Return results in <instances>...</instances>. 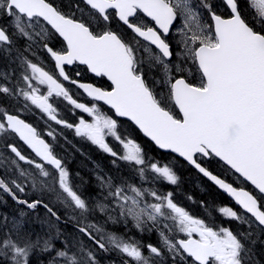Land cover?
I'll return each instance as SVG.
<instances>
[{"label": "snow or ice", "instance_id": "obj_1", "mask_svg": "<svg viewBox=\"0 0 264 264\" xmlns=\"http://www.w3.org/2000/svg\"><path fill=\"white\" fill-rule=\"evenodd\" d=\"M221 2L228 12L226 18L207 0H200L214 22L208 24L192 0H78L70 14L50 0H0V18H7L0 26V53L18 64L21 72L19 77L15 69L11 75L4 74L15 83L0 84V95L17 103L22 97L24 109L31 110L34 105L49 120L74 129L77 137L134 165L141 181L139 186L128 181L116 183L113 177L98 173L99 194L93 202L86 201L71 185L69 172L52 143L21 116L3 110L0 142L14 157L7 158L5 168L11 178H0V201L6 203V195L33 211L41 205L59 221L43 200L30 202L18 195L28 186L23 181L34 191L54 193L76 214L78 232L98 250L122 254L127 258L123 264H259L249 243L256 242L253 225L264 234V0H245L248 15L240 0ZM181 20L183 27L174 29V22ZM113 21L133 34L132 40L115 30ZM173 31L178 37L175 48L169 42ZM57 34L64 45L60 51L48 43L49 37ZM37 37L55 61L58 77L25 55ZM18 41L26 42L23 51ZM153 46L158 51H153ZM74 63L86 66L96 77H106L110 90L71 79L65 65ZM145 64L160 73L157 83L163 86L161 92L148 85ZM59 77L83 89L92 101H102L115 117L127 118L159 149L183 158L219 186L250 215L238 214L231 207H222L220 212L246 224L249 230L214 228L178 206L171 192L162 195L151 185L143 187L150 180L177 185L179 177L171 167L147 160L138 143L118 134L117 119L102 112L96 103L88 106L73 99ZM41 85L47 86L46 93ZM53 96L63 97L91 122L81 117L74 125L59 119L55 101L49 102ZM46 135L56 139L51 131ZM106 136L120 142L123 154L106 143ZM15 137L34 157L22 154L17 142L9 139ZM212 160L222 162L224 171L244 187L213 174L205 167ZM21 161L36 171L23 168ZM4 164L0 160V165ZM149 172L154 175L149 177ZM97 212L105 223L127 228L131 222L141 234L157 233L159 244L144 245L134 237L107 231L103 224L81 226L80 221ZM27 214L20 211L21 218ZM37 251L48 254V264H99L95 252L83 241L73 245L62 240L54 224L41 236L23 231L15 220L12 228L0 234V264H32L30 258Z\"/></svg>", "mask_w": 264, "mask_h": 264}, {"label": "trees", "instance_id": "obj_2", "mask_svg": "<svg viewBox=\"0 0 264 264\" xmlns=\"http://www.w3.org/2000/svg\"><path fill=\"white\" fill-rule=\"evenodd\" d=\"M67 1L68 0H63L61 3H58V5H60L59 8L62 11L70 14L75 11V8L73 7H75L76 2L69 4ZM207 2L212 5L214 11H217L221 16L228 15L227 11L223 6H221L220 3H212L211 0H207ZM240 6L245 11V14L248 15L249 10L245 6V0H240ZM77 15H79L78 12ZM202 20L206 23L209 22V19L205 13H202ZM5 22L6 18H0L1 26L4 25ZM112 27L115 30L120 31L124 35L125 39L132 40L131 35L123 28L118 26L115 21L112 22ZM17 46L20 47L21 51H23V45L20 41L17 42ZM38 54L39 53L37 52L36 55ZM40 55H42L41 49ZM13 69L16 70V63H12L9 58L3 55V53H0V72L8 73L10 75ZM84 76H86V78L89 80L87 75L84 74ZM145 78L148 85L153 88L154 91L161 92L163 86L158 87V85L161 84L157 83V81L160 79V73L157 71H150L147 64H145ZM95 83L101 88L108 86L103 81H96ZM164 91H166V88ZM8 100L12 101L14 99L0 95V111H9L7 108L9 107L8 104H10L7 102ZM14 103L16 102H13L12 104ZM22 104L20 105L19 103L17 105H13L11 108H16L13 109L14 111L23 110ZM65 115L68 116V118L74 117V115H71V110L67 107L65 110ZM59 132L63 134V137L66 136L70 141V145L68 146L64 145L60 140L57 144L60 146L61 143V147L64 148L68 153L65 167L69 172L70 183L74 190L77 191V193L80 194L86 201L90 203L93 202L99 194V187L96 180V175L98 173L113 177L116 183L128 181L129 183L134 182L138 186L141 184L139 176L135 175V167L127 166L118 161L112 160L87 144H82L79 141L74 140L72 136H68V134L64 133L63 131ZM118 134L123 137H130L132 140L138 143L147 160L150 162H155L160 166L167 165L171 167L179 177L177 185H170L160 182L153 183L150 180L147 183H143V187L147 188L151 185L152 188L160 192L162 195L171 192L173 201L175 203L186 208L188 211L194 214V216H197L203 220L206 219L209 225L229 227L234 232L249 230L238 224L236 221L226 219L222 215L218 214V211L222 206L231 207L230 202L206 181L201 179L183 162L179 161L173 156L165 155L157 151L148 141L143 139L132 126L127 125V123H125V125H120ZM5 148L6 147L4 146L3 142H0V155H2V152ZM7 166L8 164L6 162L4 165H0V178L6 180L11 178V173L5 172V168ZM205 167L212 171L213 174L226 175L223 171V168L213 160L205 163ZM148 176L151 177L152 175L148 173ZM23 182L28 186L26 187L25 193H19L18 195H20L23 199L29 200L30 202L33 200H43L57 213V215L60 217V220L56 221L55 217H51L47 210L41 205H38L34 211L28 210L25 206L16 204L11 200V198L5 195L4 199L6 200V203L4 201H0V234L6 232L9 229L7 228L9 222L13 226V222L15 220L20 221L23 231H27L29 234L36 233L41 236L44 235L45 232L49 231V224H54L56 228L60 230L62 234V240L66 238L67 241L73 245L79 241H83L89 249L95 252L99 264H123L126 257L122 256V254L117 251H100L95 245L92 244L91 241H88L86 237H83L82 233L78 232V220L75 218L76 214L72 213L71 210L69 211L65 209L59 200L56 201L54 199L55 195L47 194L45 191H34L32 194L33 189L31 185L28 184L27 181ZM21 210L28 213L23 218L20 217ZM4 217H7V220H5ZM67 218L70 220H67ZM88 223L103 224L107 231L123 235L125 238H127L128 235L129 237L137 236L135 229L131 226L130 222L127 228H125L123 224L109 226L108 224L104 223L103 217L98 212L90 215L87 221H80L81 226H84ZM251 230L254 232L253 238L256 242L255 244L249 243V247L252 248L253 254L259 264H264V234H262L259 230ZM153 236L154 235L151 234L147 235L146 233V235L140 236L139 239L143 244L152 240L155 241ZM30 259L32 264H48L49 256L47 253L37 251Z\"/></svg>", "mask_w": 264, "mask_h": 264}, {"label": "rangeland", "instance_id": "obj_3", "mask_svg": "<svg viewBox=\"0 0 264 264\" xmlns=\"http://www.w3.org/2000/svg\"><path fill=\"white\" fill-rule=\"evenodd\" d=\"M54 1H57V2H59V3H61L63 0H54ZM66 1V0H65ZM72 0H68L67 2H71ZM192 1H195L193 4L194 5H196L197 6V3H200V1L199 0H192ZM73 2H75V1H73ZM68 6V5H67ZM73 8H75V7H73ZM68 9H69V7H68ZM76 10V9H75ZM6 22H7V18H6ZM6 22H5V24H6ZM4 24V25H5ZM183 27V21L181 20L180 21V23H179V25H178V27L176 28V29H179V28H182ZM36 31H39V28H37L36 29ZM176 33V32H175ZM52 38L51 37H49V40H48V42L51 40ZM177 39H178V37H177V33H176V39H175V42L177 43ZM44 42V41H43ZM41 44H42V42H41ZM23 46H24V44H23ZM23 48V47H22ZM34 48V47H33ZM31 51H32V49H31ZM31 51H29L30 52V54L28 53V52H26L25 53V55L26 56H28V58L30 59L31 58V60L32 61H34L36 64H37V62L34 60L35 59V56H34V52H33V54H31ZM4 55V54H3ZM4 74H8V73H2V72H0V84H7V85H11L12 83H15V81L14 80H6L5 79V76H4ZM20 74H21V72H20V68H19V66H18V64H16V76L17 77H19L20 76ZM11 75V74H10ZM20 103V105L22 104V103H25L24 102V100H23V98L21 97L20 98V100H19V102L17 103V101H16V104H19ZM29 104H30V102H29ZM30 107H31V105H30ZM31 110H32V108H31ZM33 111V110H32ZM120 125H122V124H120ZM123 125H125V124H123ZM127 125H129V124H127ZM105 141H106V143H108L109 144V146L110 147H112L113 148V150L114 151H116L117 153H120V154H123V147H122V145L120 144V142L119 141H117L114 137H105ZM91 142V141H90ZM118 142V143H117ZM94 145V144H93ZM97 148H99V146H97V145H95ZM101 149V148H100ZM102 150V149H101ZM104 152V151H103ZM9 155H11L10 154V152H4L2 155H0V160H4L7 164L9 163V161L7 160V158L9 157ZM128 163V162H127ZM131 167H133V165H131V164H129ZM35 170V169H34ZM135 175L136 176H138L137 175V173H136V171H135ZM154 175V174H153ZM47 194L49 193V194H51V192H48V191H45ZM34 193V190H33V192H32V194ZM30 195H31V193H30ZM54 199L56 200V201H58L59 199H57V197H56V195L54 196ZM96 199V198H95ZM94 199V200H95ZM60 201V200H59ZM67 210H69L70 211V209H68V208H66ZM67 220H68V218H67ZM103 221H104V223H105V220H104V218H103ZM105 224H108L109 226H113V225H117V224H113V223H111V222H107V223H105ZM7 228H12V224L9 222V224L7 225Z\"/></svg>", "mask_w": 264, "mask_h": 264}, {"label": "water", "instance_id": "obj_4", "mask_svg": "<svg viewBox=\"0 0 264 264\" xmlns=\"http://www.w3.org/2000/svg\"><path fill=\"white\" fill-rule=\"evenodd\" d=\"M214 23V22H213ZM55 62V61H54ZM66 66H69V65H66ZM84 66V65H83ZM86 67V66H85ZM90 74L91 75H94L93 73H91L90 72ZM95 76V75H94ZM96 77V76H95ZM97 78H99V77H97ZM105 80H106V82L110 85V81H108L107 80V78L106 77H103ZM77 86V85H76ZM78 87V86H77ZM80 89V88H79ZM82 91H83V89H81ZM84 92V91H83ZM85 93V92H84ZM85 95H87L86 93H85ZM90 98V97H89ZM101 103H103L102 101H101ZM107 108H109L107 105H105ZM113 111V110H112ZM114 112V111H113ZM118 119H121V120H125V121H128L127 120V118H123V117H117ZM128 122H130L131 123V121H128ZM132 124V123H131ZM133 125V124H132ZM135 128H136V126L135 125H133ZM138 131H139V129L138 128H136ZM140 132V131H139ZM141 134H142V136L144 137V138H146L147 140H149L157 149H159L155 144H154V142H152L148 137H145L144 135H143V133L142 132H140ZM159 150H161V149H159ZM162 152H164V153H171V152H169V151H166V150H161ZM172 155H174L175 157H177L178 159H180L181 161H183V162H185L186 164H187V162L186 161H184L183 160V158H180V157H178L176 154H174V153H171ZM222 163V162H221ZM190 166V165H189ZM190 167H192V166H190ZM194 170H196L194 167H192ZM197 172H198V170H196ZM199 173V172H198ZM199 175H201L203 178H205L208 182H210L214 187H216L217 189H218V191H220L223 195H225L229 200H231L236 206H238L239 208H240V206L239 205H237L236 203H235V200L231 197V196H229L226 192H224L222 189H220L219 188V186H217V185H215L213 182H211L210 180H208L207 179V177H204L201 173H199ZM241 209V208H240ZM243 210V209H242ZM250 215V214H249Z\"/></svg>", "mask_w": 264, "mask_h": 264}, {"label": "flooded vegetation", "instance_id": "obj_5", "mask_svg": "<svg viewBox=\"0 0 264 264\" xmlns=\"http://www.w3.org/2000/svg\"><path fill=\"white\" fill-rule=\"evenodd\" d=\"M79 102H82V101H79ZM85 103V102H84ZM87 103V102H86ZM16 114V113H15ZM17 115H19V114H17ZM19 116H21V118H23V119H25V121H29L30 120V118H31V121H37L38 122V120H39V122L42 120V118H41V116H43V115H41L40 113H37V114H35V113H33V112H31V114H30V118L27 116V115H23V114H21V115H19ZM44 117V116H43ZM31 124H33V125H37L36 123H31ZM46 124V123H45ZM38 125H43L41 122H40V124L38 123Z\"/></svg>", "mask_w": 264, "mask_h": 264}, {"label": "bare ground", "instance_id": "obj_6", "mask_svg": "<svg viewBox=\"0 0 264 264\" xmlns=\"http://www.w3.org/2000/svg\"><path fill=\"white\" fill-rule=\"evenodd\" d=\"M44 64L46 65V66H48V67H50V68H54V63L52 62V61H46V62H44ZM7 102H9L10 104H8V106L9 107H7V106H5V107H7L8 109H9V111L8 112H16V111H14L13 109H16V108H11L13 105H17L16 103H14V104H12L13 102H16L15 100H12V101H7ZM6 102V103H7ZM11 104H12V106H11ZM5 105V104H4Z\"/></svg>", "mask_w": 264, "mask_h": 264}]
</instances>
